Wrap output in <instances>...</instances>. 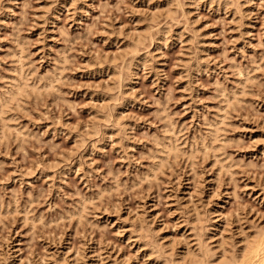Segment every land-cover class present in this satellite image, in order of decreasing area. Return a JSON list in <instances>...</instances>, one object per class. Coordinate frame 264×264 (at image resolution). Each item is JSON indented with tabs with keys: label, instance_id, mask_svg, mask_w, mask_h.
Instances as JSON below:
<instances>
[{
	"label": "rangeland",
	"instance_id": "rangeland-1",
	"mask_svg": "<svg viewBox=\"0 0 264 264\" xmlns=\"http://www.w3.org/2000/svg\"><path fill=\"white\" fill-rule=\"evenodd\" d=\"M173 1L0 0V264H218L264 226V0Z\"/></svg>",
	"mask_w": 264,
	"mask_h": 264
},
{
	"label": "bare ground",
	"instance_id": "bare-ground-1",
	"mask_svg": "<svg viewBox=\"0 0 264 264\" xmlns=\"http://www.w3.org/2000/svg\"><path fill=\"white\" fill-rule=\"evenodd\" d=\"M176 0H174L173 2H175ZM172 3V2H171ZM174 4V3H173ZM141 38V37H140ZM140 38L138 39V41H135L136 42V44H137V42H138V44H139V42H141V40H140ZM142 38H144L145 39V37L143 36ZM140 40V41H139ZM143 42V41H142ZM134 44V43H133ZM133 44H131V46H132V48H133ZM135 44V45H136ZM137 44V45H138ZM136 45V46H137ZM139 46V45H138ZM130 47V46H129ZM132 48H130L131 49V51H132ZM136 48H138V47H136ZM136 48H135V50H136ZM134 50V49H133ZM22 86V85H21ZM25 87V86H24ZM27 87V86H26ZM25 87V88H26ZM17 88H21V87H17ZM16 88V89H17ZM23 89V91L25 92V90H24V88H21V90ZM111 89V91H112V88H110ZM19 91V90H17V92H20L21 94H22V92L23 91ZM16 92V91H15ZM17 92L15 93V95H14V93H13V96H14V98H15V96H16V94H17ZM20 93H19V96H20ZM234 95V94H233ZM16 97H18V95L16 96ZM235 98L237 97V96H234ZM20 98H21V96H20ZM11 99H12V96H11ZM18 99V98H17ZM17 99H16V101H17ZM19 100V99H18ZM12 101V100H11ZM227 101H229V99L227 100ZM13 102V101H12ZM19 102V101H18ZM230 102V101H229ZM10 103V102H9ZM9 103H7V105H9ZM6 105V104H5ZM2 106H3V104H2ZM1 106V108H3ZM6 107V106H5ZM0 108V119L1 118H5L4 117V113H5V111L3 110V109H1ZM9 108V107H8ZM8 117V116H7ZM7 120V119H6ZM1 121H3V120H1ZM5 121V120H4ZM5 124V123H4ZM95 125V124H94ZM3 127H4V125H2ZM96 126V125H95ZM215 128V127H214ZM218 128V127H217ZM93 129H95V128H93ZM216 130V129H215ZM218 131V130H217ZM216 131V132H217ZM91 132H93V131H91ZM88 133H90L89 131H88ZM213 133H215V132H213ZM216 135H217V133H215ZM216 137H218V136H216ZM215 137V138H216ZM213 139H214V137H213ZM216 141V140H215ZM166 146V145H165ZM171 150V149H170ZM173 151H175V150H173ZM172 152V151H171ZM218 152V151H217ZM216 152V153H217ZM177 154V153H176ZM199 216V215H198ZM201 219V218H200ZM246 238H245V245H244V248H243V252H242V254L240 255V257L239 256H237V255H235V254H233L234 252L232 251V254L228 251V250H226L225 252L227 253V251L230 253V254H228L224 259H222V261H220L219 263H218V261L219 260H221V258L223 257H221L220 259H218L217 260V263L218 264H264V226L262 227V228H260L258 231H256L255 233H251V234H247L246 236H245ZM201 249V248H200ZM226 249V248H225ZM224 252V251H223ZM235 252H237V250L235 251ZM193 254H195L196 256L198 255L199 256V253H193ZM225 254V253H224ZM195 256V257H196ZM197 256V258L198 259H202V261L201 260H199V261H201V262H197V263H200V264H202V263H205L206 261H205V258L204 257H206V256H201V258H199ZM194 257V258H195ZM203 257V258H202ZM209 257H210V255H209ZM196 259V258H195ZM197 259V260H198ZM209 260H207V263L208 264H212L213 262L212 261H210V258H208ZM193 261H195V260H193ZM212 262V263H211ZM196 263V262H195ZM196 263V264H197ZM216 263V262H215ZM215 263H213V264H215ZM194 264V263H193Z\"/></svg>",
	"mask_w": 264,
	"mask_h": 264
}]
</instances>
